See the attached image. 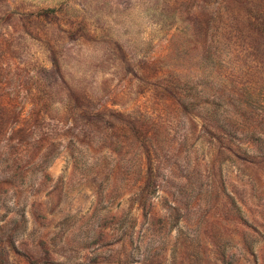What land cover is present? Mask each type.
I'll return each mask as SVG.
<instances>
[{"label":"rangeland","instance_id":"1","mask_svg":"<svg viewBox=\"0 0 264 264\" xmlns=\"http://www.w3.org/2000/svg\"><path fill=\"white\" fill-rule=\"evenodd\" d=\"M0 264H264V0H0Z\"/></svg>","mask_w":264,"mask_h":264}]
</instances>
